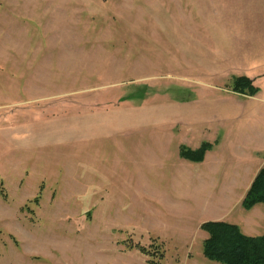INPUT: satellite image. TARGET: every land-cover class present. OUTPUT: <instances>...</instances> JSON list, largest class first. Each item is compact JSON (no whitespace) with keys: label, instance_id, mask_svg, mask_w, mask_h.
<instances>
[{"label":"rangeland","instance_id":"obj_1","mask_svg":"<svg viewBox=\"0 0 264 264\" xmlns=\"http://www.w3.org/2000/svg\"><path fill=\"white\" fill-rule=\"evenodd\" d=\"M259 112L264 0H0V264H221Z\"/></svg>","mask_w":264,"mask_h":264},{"label":"trees","instance_id":"obj_2","mask_svg":"<svg viewBox=\"0 0 264 264\" xmlns=\"http://www.w3.org/2000/svg\"><path fill=\"white\" fill-rule=\"evenodd\" d=\"M244 86L251 92H258L245 76L235 80L233 90L240 91ZM208 149L209 144L203 142L195 149L180 146L179 154L186 160L200 162ZM256 204L264 206V166L257 171L241 201L244 209ZM200 227L206 233L202 241V253L206 258L221 264H264V232L257 236L247 235L238 225L221 220L206 221Z\"/></svg>","mask_w":264,"mask_h":264},{"label":"crops","instance_id":"obj_3","mask_svg":"<svg viewBox=\"0 0 264 264\" xmlns=\"http://www.w3.org/2000/svg\"><path fill=\"white\" fill-rule=\"evenodd\" d=\"M260 91V90H259ZM260 114L261 113H264V112H259ZM262 123H264V122H260V124H258V125H260L261 126V128L262 127H264V124H262ZM261 130V129H260ZM261 132V131H260ZM259 136V135H258ZM251 150H250V158H254V160H258V161H262V163H261V165L259 166V168H258V170L262 167V166H264V141H262V140H259V141H256V143L255 144H252L251 145ZM207 153H208V150L206 151ZM206 152H205V155H204V158H203V160L202 161H200V162H203V161H205V156H206ZM252 155V156H251ZM253 155H254V157H253ZM184 161H188L189 162V160H186V159H184ZM190 162H192V161H190ZM200 162H196V163H200ZM257 170V171H258ZM202 173V172H201ZM257 173V172H256ZM254 178V177H253ZM253 180V179H252ZM251 180V181H252ZM251 183V182H250ZM249 185L250 184H248V185H246L245 186V189L243 190V193H245L246 192V190L248 189V187H249ZM258 205H261V204H256L255 206H253L252 208H250V209H246V210H252L253 208V210H261V213H262V219H264V206H262L261 205V207L262 208H260V206H258ZM255 207H259V208H255ZM261 219V218H260ZM243 225V230H242V232H244L245 234H249V235H251V236H257V235H260V234H262V232H264V225H258L257 227H255V228H251L252 229V231H249V230H247L246 228L247 227H245V225L244 224H242Z\"/></svg>","mask_w":264,"mask_h":264}]
</instances>
